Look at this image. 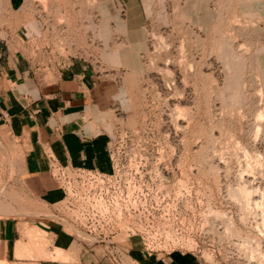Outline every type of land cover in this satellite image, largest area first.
<instances>
[{"label": "rangeland", "instance_id": "obj_1", "mask_svg": "<svg viewBox=\"0 0 264 264\" xmlns=\"http://www.w3.org/2000/svg\"><path fill=\"white\" fill-rule=\"evenodd\" d=\"M38 2L45 9L50 2L72 4ZM180 2L165 1L166 11L145 21L142 62L139 69L127 65L119 78L121 102L109 111L108 163L100 167L110 168L111 149H141L151 171L145 188L147 248L142 250L137 234L125 238L128 261L169 264L176 255L185 264H264V27L238 13L232 0H208L206 8L190 13ZM57 18L63 21L64 15ZM66 19L74 20L68 10ZM56 32L52 52H70L60 41L68 34L83 55L106 67L85 29ZM12 159L20 161L17 155ZM14 176L6 168L0 174V193L9 199ZM20 228L16 256L81 264L80 257L90 254L71 228L58 227L67 236L58 239L60 234L36 226ZM5 245L0 238V251ZM44 246H56V255ZM26 247L47 253H20ZM4 257L0 253V263Z\"/></svg>", "mask_w": 264, "mask_h": 264}, {"label": "crops", "instance_id": "obj_2", "mask_svg": "<svg viewBox=\"0 0 264 264\" xmlns=\"http://www.w3.org/2000/svg\"><path fill=\"white\" fill-rule=\"evenodd\" d=\"M90 1L86 6L85 0H70L67 8L50 2L45 9L38 0H0V32L4 37L0 39V174L5 168L13 173L11 183L16 188L10 199L0 193V212L6 213L0 215V238L6 243L0 251L5 261L0 264L65 262L16 256L15 244L22 236L20 224L60 234L57 239L66 236L54 218L34 207L51 208L61 197L50 172L51 161L97 168L107 165L108 116L121 102L119 78L127 65L139 69L142 47L147 43L145 21L168 8L164 5L168 0ZM232 1L238 13L255 18V26L264 27V0ZM207 5L208 0L180 2L187 13ZM67 10L74 15L71 22L66 19ZM60 15H64L63 21H57ZM68 28L87 31V40L97 47L98 56L101 51L105 68H99L94 57L83 55L77 39L68 34L60 41L70 52H52L58 40L56 31ZM16 155L20 161H8ZM3 199H9L10 204ZM64 244L61 250H65ZM54 248L42 247L56 255ZM45 250L26 247L20 253L45 254ZM83 255L81 264H100L98 254ZM185 260L174 255L169 264H185Z\"/></svg>", "mask_w": 264, "mask_h": 264}, {"label": "built area", "instance_id": "obj_3", "mask_svg": "<svg viewBox=\"0 0 264 264\" xmlns=\"http://www.w3.org/2000/svg\"><path fill=\"white\" fill-rule=\"evenodd\" d=\"M132 150L111 149L108 170L51 161L62 194L49 215L59 227L82 235V251L100 255V264H129L131 247L125 238L131 234L139 236L143 251L147 248L145 188L151 171L145 151Z\"/></svg>", "mask_w": 264, "mask_h": 264}, {"label": "bare ground", "instance_id": "obj_4", "mask_svg": "<svg viewBox=\"0 0 264 264\" xmlns=\"http://www.w3.org/2000/svg\"><path fill=\"white\" fill-rule=\"evenodd\" d=\"M109 169V168H108Z\"/></svg>", "mask_w": 264, "mask_h": 264}]
</instances>
